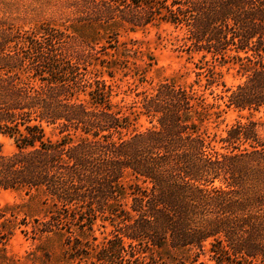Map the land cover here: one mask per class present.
<instances>
[{
  "label": "trees",
  "instance_id": "16d2710c",
  "mask_svg": "<svg viewBox=\"0 0 264 264\" xmlns=\"http://www.w3.org/2000/svg\"><path fill=\"white\" fill-rule=\"evenodd\" d=\"M162 24L197 79L114 110V81L156 64L121 33ZM0 135V192L30 197L0 210V264H264V0H0ZM22 226L36 248L9 255Z\"/></svg>",
  "mask_w": 264,
  "mask_h": 264
},
{
  "label": "rangeland",
  "instance_id": "374dc122",
  "mask_svg": "<svg viewBox=\"0 0 264 264\" xmlns=\"http://www.w3.org/2000/svg\"><path fill=\"white\" fill-rule=\"evenodd\" d=\"M182 37L183 33L181 31H176L174 27L167 24L148 27L136 32L127 31L121 33L119 37L121 43H127L129 47H132V43L137 42L134 48H140L145 54H152L156 64L147 74L146 82L143 84H140L137 79L131 77L123 80H120V77H118L114 81V93L111 99L114 110H120L127 114L132 110H136L141 100V94L143 92H150L152 87L163 79L177 77L180 78L182 83L186 84H191L197 79V71L194 65L197 62V58L190 60L186 53L180 51L179 40ZM145 59L147 60V58ZM137 65L142 67L144 63L139 61ZM222 72L224 76L223 81L228 87H232L240 82V76L233 66L222 68ZM201 80V88H198V90L205 94L208 103H217L224 108L223 102L218 100V95L222 94L223 88L221 86H213L211 89L205 90L204 85L206 82L204 77ZM211 92H213V95H211ZM238 120H240L239 115L232 110L224 113L218 120L213 119L205 129L210 136L209 139L213 140L214 144L219 147L221 145L218 143L219 139ZM136 127L144 130L149 127V124L144 118H141ZM0 146L6 154H11L16 150L13 140L3 135H0ZM29 199L30 197L22 192L12 190L1 191L0 210L5 209L8 205L27 203ZM22 217L23 215L21 214L20 218ZM97 236L100 239L102 238L100 232H97ZM36 245L37 242L31 238L30 228L22 226L15 231L13 237L10 239L7 245V252L9 255L23 257L33 251Z\"/></svg>",
  "mask_w": 264,
  "mask_h": 264
}]
</instances>
